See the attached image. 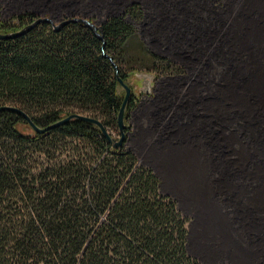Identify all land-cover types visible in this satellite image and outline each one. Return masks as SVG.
I'll return each mask as SVG.
<instances>
[{
	"label": "trees",
	"instance_id": "16d2710c",
	"mask_svg": "<svg viewBox=\"0 0 264 264\" xmlns=\"http://www.w3.org/2000/svg\"><path fill=\"white\" fill-rule=\"evenodd\" d=\"M37 17L0 20V30ZM101 26L104 40L81 21L58 29L41 21L0 38V105L20 107L40 126L90 115L109 133L78 117L37 131L22 113L0 112V264H201L186 249V216L126 143L139 92L130 77L143 68L126 51L135 27L124 15ZM156 59L144 68L170 70ZM119 77L132 90L126 135L115 145Z\"/></svg>",
	"mask_w": 264,
	"mask_h": 264
},
{
	"label": "crops",
	"instance_id": "0c3cea01",
	"mask_svg": "<svg viewBox=\"0 0 264 264\" xmlns=\"http://www.w3.org/2000/svg\"><path fill=\"white\" fill-rule=\"evenodd\" d=\"M90 2L138 4L127 53L169 63L139 90L126 143L186 216L188 254L264 264V0Z\"/></svg>",
	"mask_w": 264,
	"mask_h": 264
},
{
	"label": "rangeland",
	"instance_id": "374dc122",
	"mask_svg": "<svg viewBox=\"0 0 264 264\" xmlns=\"http://www.w3.org/2000/svg\"><path fill=\"white\" fill-rule=\"evenodd\" d=\"M125 7L123 13L118 14L124 15V18L129 15L128 10L130 7L135 10L139 9V5L136 3ZM107 8H109L108 3L96 6L95 4H91L90 0H0V20L14 22L17 20V16L27 13L48 16L55 22L73 16L88 17L92 21L101 24L108 17L113 16L107 11ZM133 17L138 19V21L141 19L139 14L136 16L133 15ZM134 27L136 26L134 25ZM141 61L144 60L138 59L136 64L143 67L142 69H146L141 64ZM130 81L133 87L139 90L140 79L136 75H133L130 77ZM122 88L123 86L120 85L119 90H122ZM136 94H138V91Z\"/></svg>",
	"mask_w": 264,
	"mask_h": 264
},
{
	"label": "water",
	"instance_id": "95a60500",
	"mask_svg": "<svg viewBox=\"0 0 264 264\" xmlns=\"http://www.w3.org/2000/svg\"><path fill=\"white\" fill-rule=\"evenodd\" d=\"M41 21L50 22L51 24H53V26L56 29L60 28L61 26H63L65 23H67L69 21H81V22H84L87 25L91 26L93 28V30L98 35H100L101 38H103V40H104V36L102 34L101 24H98V23L92 21L88 17H81V16L67 17V18H64L58 22H55L51 17H48V16H38L33 21L29 22L28 24L22 26L21 28H19L17 30H11V31H7V32L0 30V38L16 37L20 34L25 33L28 29L34 27L37 23H39ZM135 75L137 76V78L140 79L139 90L143 93L151 92L152 87H153V81H154V78L156 76V73L152 70L142 69V70H137L135 72ZM119 80H120V83L122 84L123 88L125 89V94H124V99L122 101V104L120 106L118 116H117L119 130H120V137L115 142V145H120L123 142L125 135H126V132H125V126H126L125 111H126V105H127V102L130 98L131 90H132V87L129 83L125 82L121 77H119ZM4 109H11V110H15V111L22 113L24 115V117L32 124V126L37 131H45L47 129L55 127L56 125H59V124L66 122L70 118L78 117V118H85V119H88V120H91V121L97 123L101 127L103 132L105 134L109 135L107 128L105 127V125L102 123V121L100 119L95 118V117L90 116V115L82 114V113H71L69 115H66V116L60 118L59 120H56L55 122H53L47 126H40L33 121L31 116L27 112H25L23 109H21L18 106L11 105V104H1L0 105V112Z\"/></svg>",
	"mask_w": 264,
	"mask_h": 264
}]
</instances>
